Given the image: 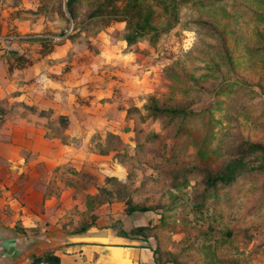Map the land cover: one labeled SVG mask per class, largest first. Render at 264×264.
Segmentation results:
<instances>
[{"label":"rangeland","instance_id":"obj_1","mask_svg":"<svg viewBox=\"0 0 264 264\" xmlns=\"http://www.w3.org/2000/svg\"><path fill=\"white\" fill-rule=\"evenodd\" d=\"M21 1L25 10L19 14L15 13L19 10L10 9V3L6 4L5 13V7L0 10V38L11 34L18 38L15 47L5 45L4 50L0 49V56L8 62L14 48L31 65L55 44L67 40L68 46L56 50L54 58L49 59L52 64L58 58L63 60L56 65L58 70L49 75L67 73L73 61L82 62L81 57L86 56L88 48L99 46L98 56L103 50H109L106 54L111 56L114 65L110 70L120 64H132L130 74L139 96L151 95L161 104L197 111L221 101L219 110L210 109L218 124L210 146L214 152L206 158L196 156L202 135L201 121L194 122L195 130L176 146L170 133L161 132L157 138L150 136L160 131V123H139L137 127L142 131L137 133V141L144 143L145 152L135 155L125 186L129 191L123 192L122 198L149 210L142 213L146 225L141 227L147 229L141 236L155 250L159 264H264V204L253 214L248 213L261 195L259 188L264 183V171L240 179L226 190L231 196V207L213 198L201 202L199 196L204 188L203 175L216 173L229 158L235 157L239 144L264 147V54L259 51L264 47V24L255 19L257 14H264V4L258 0H226L212 9L181 6L178 24L162 35L155 47L141 41L133 48L134 52L121 60L119 33L124 32V23H115L103 32L80 26L87 6L98 0H92L89 5L83 3L84 9L78 11L74 28L71 22L54 15L37 16L34 13L37 4L32 7L29 0ZM47 6L54 14L58 2L49 1ZM198 21L206 26L197 24ZM19 24L25 32L18 31ZM157 24L163 27L160 19ZM40 37L47 40L43 46L37 41ZM68 49L71 51L67 54ZM220 85L228 86L225 91L222 87L217 90ZM179 89H190V93L183 94ZM218 91L225 93L217 95ZM136 98L126 101L127 107H133L138 101ZM131 114L142 117L143 112ZM147 133L150 135L145 143ZM245 161L254 167L264 164L257 155H247ZM182 168L201 169L204 174L200 177L197 173L191 174L193 187L171 189L161 174ZM123 172L119 167L116 174L122 176ZM150 178L163 181L154 183ZM150 217L153 222L148 226Z\"/></svg>","mask_w":264,"mask_h":264},{"label":"crops","instance_id":"obj_2","mask_svg":"<svg viewBox=\"0 0 264 264\" xmlns=\"http://www.w3.org/2000/svg\"><path fill=\"white\" fill-rule=\"evenodd\" d=\"M7 3L17 9L0 0L4 13ZM18 31L25 32L21 24ZM121 44L122 60L130 52ZM107 51L90 63L73 61L62 75H49L59 62L49 66L44 56L8 72L0 56V264H31L43 253L58 264H156L153 248L130 232L146 225L145 215L123 214L114 197L127 169L114 152L101 153L96 138L119 130V105L139 97L132 64L110 70ZM100 189L109 197L94 201Z\"/></svg>","mask_w":264,"mask_h":264},{"label":"trees","instance_id":"obj_3","mask_svg":"<svg viewBox=\"0 0 264 264\" xmlns=\"http://www.w3.org/2000/svg\"><path fill=\"white\" fill-rule=\"evenodd\" d=\"M13 1L14 6L17 7V9L12 10H19L15 12L16 14H19L21 10H25L21 7L22 4L24 5V3H20L21 0ZM49 1L54 2L55 0H29V5L34 7L37 4V7L34 9V13L37 16H43L44 14L54 15L55 17H60L63 19L66 23L71 22L73 28L75 27L74 22L77 19L78 11L84 9L83 3L86 2V4L89 5L92 2V0H56L58 2V11L56 10L53 12L54 14H51L52 11H48L47 6ZM224 1L226 0H98L96 4H90L91 7L90 5L87 6V8L85 7V14L83 13L84 22L80 26L84 27V29L91 28L95 29L96 32H103L106 28H111V26L115 23H124L125 30L124 32L119 33L121 34V39L119 41L123 43L124 53H132L135 50L133 48H135L136 45H138L141 41H147L149 45L155 47L161 39V36L172 30L178 24L179 8L181 6L190 5L200 9H212ZM258 2L264 4V1L258 0ZM63 4L65 10L63 9ZM159 19L163 23V27H159L157 24ZM255 19L264 24V14H257ZM197 24L206 26V23L201 21H198ZM11 36L12 34L8 35L7 37ZM7 37H5L6 39L0 41L1 50H4L5 45L15 47L17 44L18 39L11 40L7 39ZM52 37L54 36H51V38ZM37 41H39L41 46L47 42L44 37L38 38ZM67 43L68 41L65 40V42L57 45L55 44V49L53 48L49 53L44 54V57L42 56L43 58H46L47 65L55 51L60 48H65L68 46ZM96 48L98 49L99 47L97 46ZM97 49L88 48L85 51L86 56L83 58L81 57L82 62H93V60L97 57ZM13 51L10 52V55L14 58V60L10 57V62L7 61L8 72H12L15 69L21 70L30 65L27 57L19 54L16 50L15 52ZM69 51L71 50H68V52ZM259 51L264 54V47L263 49H259ZM61 60L58 59L55 62L61 63ZM177 77H179V75H177ZM227 86L228 85L222 87L220 85L217 90H220L219 88L222 87V89L225 91ZM179 90L183 94L190 93V89ZM224 91H218L216 94L220 95L222 92L224 94ZM113 95L116 99L121 98V94L119 92L115 91ZM130 98L126 99L125 103L126 101L130 100ZM136 99L138 101L133 105V107L126 108L124 105H119L118 110L120 112H125L123 119L124 124L121 125L119 130H116V132L113 130L107 131L104 138H101L99 134L96 135V138L99 141L100 152L104 154L114 152L115 154L113 155V158L127 169V177L129 176L130 165L136 161L135 155L145 152L143 151L144 143H139L137 141V133L142 131V129H139L137 125L139 123L142 124L144 121H149L152 124H161V129L159 132H154L152 135L147 133L144 139L145 143L148 142L149 135L153 138H157L162 135L161 132H167L170 133L171 139L174 140L172 143L174 146L178 145L179 141L183 139L185 135L190 134L195 130V128L192 127L194 122L201 121L202 135L200 141L197 144L196 156L199 158H206L214 152V150L210 149V146L215 140L214 128L218 124V121L213 118L212 111L210 109H213L214 111L219 110L221 101H216L215 103L209 105V108L197 111L186 106H168L161 104L154 96L151 95H147L145 97L139 96ZM132 111L137 113L143 112V115L142 117H133L131 114ZM61 120L64 121V119ZM117 131H119V133H117ZM120 132L123 134V137L127 138V140L121 137ZM125 142L131 143L132 145L124 144ZM120 146L123 148H120ZM236 152V156L229 158L216 173L203 175L202 180L204 188L199 194L201 202L202 200L209 201L213 198L219 202L223 200L229 207H231V196L226 190L232 185L234 186L236 183H238L240 179H244L251 174H261V172L264 171V164L254 167L245 161V157L247 155H257L262 157L264 160L263 146L252 143H241L236 148ZM195 173H197L196 176L200 177L202 174H204V171L201 169H197L196 171L193 168H182L171 174H161V176H163V180L165 179L167 182H169L171 189L180 190L184 187H193V185H190L192 179L191 174ZM160 179L161 178H150L149 180L151 182L158 183L163 181H160ZM127 182L128 180L125 184L117 183L113 188L115 191V199L123 203L122 213L130 215L134 212H149L146 207L137 206L133 204L130 199L127 200L126 198L125 201L122 198V193L129 191L128 188L125 187L127 186ZM219 189L224 192L223 195L220 193ZM109 194L110 192L100 189L94 201L108 198ZM259 194L261 195L257 198L255 205H253L248 210L249 214H253L262 206V204H264V183L259 188ZM92 219H94V216ZM152 222L153 217H150L148 226H150ZM145 229L147 228L137 227L131 229L130 232L132 235H138L142 237V239L146 240V238L141 236ZM153 253L156 264H159L154 249ZM39 262L58 264L59 259L52 253H43L35 256L31 264H38Z\"/></svg>","mask_w":264,"mask_h":264},{"label":"built area","instance_id":"obj_4","mask_svg":"<svg viewBox=\"0 0 264 264\" xmlns=\"http://www.w3.org/2000/svg\"><path fill=\"white\" fill-rule=\"evenodd\" d=\"M4 39H6L5 37H2V38H0V41H2V40H4ZM7 39H11V40H15V39H18L16 36H11V37H7ZM9 49H11V48H9ZM38 264H47L46 262H39Z\"/></svg>","mask_w":264,"mask_h":264}]
</instances>
